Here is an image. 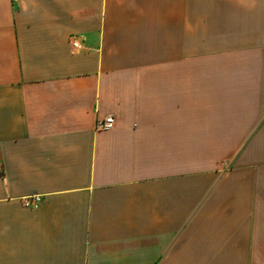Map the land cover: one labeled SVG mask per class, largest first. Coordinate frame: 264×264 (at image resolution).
<instances>
[{
	"label": "crops",
	"instance_id": "obj_1",
	"mask_svg": "<svg viewBox=\"0 0 264 264\" xmlns=\"http://www.w3.org/2000/svg\"><path fill=\"white\" fill-rule=\"evenodd\" d=\"M0 264H264V0H0Z\"/></svg>",
	"mask_w": 264,
	"mask_h": 264
},
{
	"label": "built area",
	"instance_id": "obj_2",
	"mask_svg": "<svg viewBox=\"0 0 264 264\" xmlns=\"http://www.w3.org/2000/svg\"><path fill=\"white\" fill-rule=\"evenodd\" d=\"M74 48H79V44L76 40L71 42ZM114 118L111 115H107L104 118H100L96 121V130H110L113 127ZM40 201V196L38 194L29 195L22 198V203L26 207H31L36 205Z\"/></svg>",
	"mask_w": 264,
	"mask_h": 264
}]
</instances>
